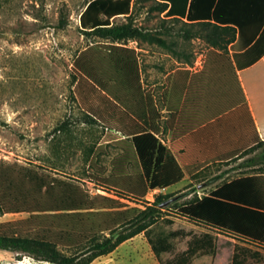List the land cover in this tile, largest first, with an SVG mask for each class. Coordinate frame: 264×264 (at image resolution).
Returning <instances> with one entry per match:
<instances>
[{"label": "rangeland", "instance_id": "rangeland-1", "mask_svg": "<svg viewBox=\"0 0 264 264\" xmlns=\"http://www.w3.org/2000/svg\"><path fill=\"white\" fill-rule=\"evenodd\" d=\"M88 1L0 0V233L46 240L70 254L81 240L109 235L156 195L169 194L149 227L152 238L177 229L208 232L215 253L203 264H230L239 249L249 251L243 264H264V244L183 212L185 203L206 192L185 197L190 185L165 193L152 189L125 136L143 129L138 115L162 93L164 76L179 66L175 59L207 48L196 34L199 26L165 18L151 9L153 0H133L132 26L167 47L144 37L114 41L80 30ZM60 12L68 21L63 29L55 27ZM127 21L113 18L115 24ZM70 185L86 195L91 209L61 210ZM188 239L168 238L173 249L156 256L139 233L89 264H164ZM0 264L54 263L0 248Z\"/></svg>", "mask_w": 264, "mask_h": 264}, {"label": "trees", "instance_id": "trees-1", "mask_svg": "<svg viewBox=\"0 0 264 264\" xmlns=\"http://www.w3.org/2000/svg\"><path fill=\"white\" fill-rule=\"evenodd\" d=\"M133 0H89L79 15V27L85 34H95L114 41H127L144 37L167 47V43L154 35L143 33L132 26L130 16ZM151 9L163 13L165 18L198 25V37L212 46L223 47L234 40L236 29L240 36L252 37L264 20L250 8V0H153ZM123 16L126 23L115 24L113 18ZM68 21L63 12L55 27L63 29ZM224 25V26H221ZM130 140L142 169L149 178L152 189H163L181 180L183 174L171 152L163 146L151 130L125 134ZM171 195L158 194L154 201L122 223L116 224L109 235H93L77 243L70 254L62 253L56 245L46 240L6 235L0 233V248L21 250L54 264H89L94 259L114 251L120 244L139 233L147 237L156 256L173 249L168 238L189 236L186 248L164 264H190L194 258L215 253L214 237L208 232L192 233L177 229L163 238H152L149 227L160 217L161 210L170 202ZM91 201L75 186H69L61 210L77 212L89 210ZM183 212L212 227L236 231L245 237L264 244V174L246 176L224 183L204 197L194 198L183 205ZM4 223L2 226L9 225ZM247 249L235 251L230 264H243Z\"/></svg>", "mask_w": 264, "mask_h": 264}, {"label": "crops", "instance_id": "crops-1", "mask_svg": "<svg viewBox=\"0 0 264 264\" xmlns=\"http://www.w3.org/2000/svg\"><path fill=\"white\" fill-rule=\"evenodd\" d=\"M250 2L264 16V0ZM209 28L198 37L207 45L204 52L175 59L179 66L164 76L162 93L138 115L142 130L153 132L182 171L180 181L157 188L164 193L190 185L185 197L199 191L206 196L234 179L264 174V20L250 38L236 29L223 47L205 40ZM211 255L190 264L211 261Z\"/></svg>", "mask_w": 264, "mask_h": 264}]
</instances>
